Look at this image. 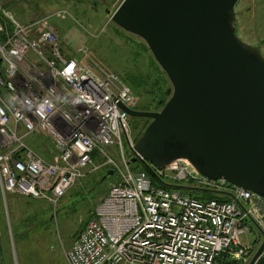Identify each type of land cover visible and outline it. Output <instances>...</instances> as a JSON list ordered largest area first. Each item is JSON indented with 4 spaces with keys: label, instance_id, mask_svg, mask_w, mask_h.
Wrapping results in <instances>:
<instances>
[{
    "label": "built area",
    "instance_id": "1",
    "mask_svg": "<svg viewBox=\"0 0 264 264\" xmlns=\"http://www.w3.org/2000/svg\"><path fill=\"white\" fill-rule=\"evenodd\" d=\"M43 24L23 25L0 5L3 194L57 206L88 172L112 170L114 183L68 251V264H250L263 244L264 197L207 180L186 161L156 174L231 194L241 206L204 203L134 171L124 138L130 116L121 107L135 110L137 96L118 74L64 56L57 32ZM37 134L54 144L52 163L27 145Z\"/></svg>",
    "mask_w": 264,
    "mask_h": 264
},
{
    "label": "water",
    "instance_id": "2",
    "mask_svg": "<svg viewBox=\"0 0 264 264\" xmlns=\"http://www.w3.org/2000/svg\"><path fill=\"white\" fill-rule=\"evenodd\" d=\"M239 0H124L112 16L121 30L143 40L172 88L159 112L122 106L150 125L133 146L163 187L215 193L161 180L154 168L188 162L201 177L264 197V56L236 33ZM113 171L107 173L112 176ZM263 244L250 264H264Z\"/></svg>",
    "mask_w": 264,
    "mask_h": 264
},
{
    "label": "rangeland",
    "instance_id": "3",
    "mask_svg": "<svg viewBox=\"0 0 264 264\" xmlns=\"http://www.w3.org/2000/svg\"><path fill=\"white\" fill-rule=\"evenodd\" d=\"M123 1L0 0V5L9 7L23 25L44 20L43 28L57 32L64 56L80 59L95 72L106 69L118 74L137 96V111L159 112L170 99L167 92L172 86L153 62L149 48L145 50V42L112 22ZM236 12L246 21L245 28H235L237 35L264 56V0H239ZM159 79L161 85L157 84ZM129 122L128 134L135 145L151 121L130 117ZM36 140L46 155H57L48 138L40 136ZM31 148L44 158L43 153ZM111 153L115 155L116 151ZM126 155L131 159L128 147ZM104 173L105 170L88 172L57 206L46 199L4 195L1 189L0 264H68V251L114 183ZM249 237L254 243L260 233L256 231Z\"/></svg>",
    "mask_w": 264,
    "mask_h": 264
},
{
    "label": "trees",
    "instance_id": "4",
    "mask_svg": "<svg viewBox=\"0 0 264 264\" xmlns=\"http://www.w3.org/2000/svg\"><path fill=\"white\" fill-rule=\"evenodd\" d=\"M3 7L5 9H8V10L12 11L7 6H3ZM145 50L148 51V48H147L146 45H145ZM154 61L155 60H153V62ZM158 67H159V65H158ZM158 69H159V71H161L162 75H165L166 76V74L163 72V70L160 67ZM165 82H166V80H165ZM157 84L158 85L159 84L161 85L162 84V81L159 79V82H157ZM132 169L134 171H137V172H144V173L148 174L149 176H151L150 173L148 172V170L140 162H136V163L132 164ZM152 180H153V185H155L156 187L165 188L157 180H155L153 177H152ZM165 189H167V188H165ZM168 190H171V189H168ZM180 192L182 194H184V195L190 196V197L195 198V199H197V200H199L201 202H204V203H207V202L212 201V200H216V201H219V202H222V203H230L231 202V199H229L228 197L220 196V195H217L215 193H193V192H185V191H180Z\"/></svg>",
    "mask_w": 264,
    "mask_h": 264
},
{
    "label": "crops",
    "instance_id": "5",
    "mask_svg": "<svg viewBox=\"0 0 264 264\" xmlns=\"http://www.w3.org/2000/svg\"><path fill=\"white\" fill-rule=\"evenodd\" d=\"M244 1H249V0H244ZM237 13V12H236ZM236 23H239V24H236ZM246 26V21L244 20V22L242 21V16H239V13L237 14V19H236V22H235V28H245ZM70 58V57H69ZM30 60H34L33 57H30ZM38 66L42 69V70H45V67L43 66V64H38ZM40 136H45L43 134H37V135H33V136H30L28 138H26V143L27 145L29 144L31 147H33L34 149H36L39 153H43L45 155L42 154V156H44V159L49 162V163H52L56 156L54 155L53 157L50 156L49 154L46 155V153L38 146V142H37V137L40 138ZM46 137V136H45ZM47 138V137H46ZM1 147V146H0ZM0 151H1V148H0ZM46 156V157H45ZM110 170H107L105 171V176L107 175V173L109 172ZM113 179L114 181V178H113V175L112 176H109V177H106V179ZM1 198L2 197V193H1V188H0V204H1Z\"/></svg>",
    "mask_w": 264,
    "mask_h": 264
},
{
    "label": "bare ground",
    "instance_id": "6",
    "mask_svg": "<svg viewBox=\"0 0 264 264\" xmlns=\"http://www.w3.org/2000/svg\"><path fill=\"white\" fill-rule=\"evenodd\" d=\"M125 138V137H124ZM125 145H126V147H128V145H127V143H126V140H125ZM133 146H134V144H133ZM130 156H131V159H129V161H130V165H131V167H132V164H134V163H132V158L134 157L133 156V154L130 152ZM139 162V161H138ZM141 163V162H140ZM143 165V164H142ZM144 166V165H143ZM145 167V166H144ZM154 170H155V168H154ZM159 170V169H158ZM137 172V171H136ZM156 172V171H155ZM107 177V175L105 176V178ZM152 178V177H151ZM166 183H168V181H166ZM168 184H170V183H168ZM172 185H182V184H172ZM185 186V185H184ZM193 188H199V189H203V188H200V187H196V186H194ZM172 190V189H171ZM204 190H207V189H204ZM174 191H178V192H180L179 190H174ZM181 193V192H180ZM193 193H197V192H193ZM229 199H231L230 197H228ZM231 201H232V199H231Z\"/></svg>",
    "mask_w": 264,
    "mask_h": 264
}]
</instances>
